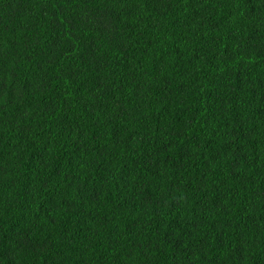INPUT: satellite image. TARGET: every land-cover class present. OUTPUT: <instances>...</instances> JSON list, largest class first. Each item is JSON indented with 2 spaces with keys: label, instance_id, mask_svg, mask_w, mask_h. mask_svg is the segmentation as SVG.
Returning <instances> with one entry per match:
<instances>
[{
  "label": "trees",
  "instance_id": "obj_1",
  "mask_svg": "<svg viewBox=\"0 0 264 264\" xmlns=\"http://www.w3.org/2000/svg\"><path fill=\"white\" fill-rule=\"evenodd\" d=\"M0 264H264V0H0Z\"/></svg>",
  "mask_w": 264,
  "mask_h": 264
}]
</instances>
